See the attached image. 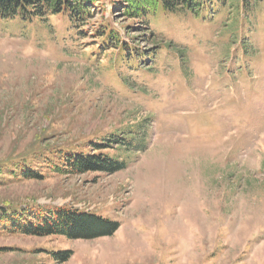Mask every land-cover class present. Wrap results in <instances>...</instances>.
I'll list each match as a JSON object with an SVG mask.
<instances>
[{
    "label": "rangeland",
    "instance_id": "rangeland-1",
    "mask_svg": "<svg viewBox=\"0 0 264 264\" xmlns=\"http://www.w3.org/2000/svg\"><path fill=\"white\" fill-rule=\"evenodd\" d=\"M204 1L196 15L98 0L85 24L0 18V208L119 223L91 239L0 230V264H264V0ZM140 126L142 151L84 147ZM68 147L127 164L59 173Z\"/></svg>",
    "mask_w": 264,
    "mask_h": 264
},
{
    "label": "trees",
    "instance_id": "trees-1",
    "mask_svg": "<svg viewBox=\"0 0 264 264\" xmlns=\"http://www.w3.org/2000/svg\"><path fill=\"white\" fill-rule=\"evenodd\" d=\"M98 0H0V18L32 20L44 18L62 12L68 13L71 24H85L84 20L91 14V7ZM125 3V14L141 19L154 14L158 9L169 12H190L194 15L201 10L204 0H121ZM109 39L117 48L122 44L112 30L99 34ZM120 133L117 130L99 142H90L92 150L116 146H124L126 150L142 151L146 147V136L149 129ZM58 163L51 161L59 173L81 174L88 171H104L108 173L122 170L127 161L106 154H94L84 148H62L58 151ZM49 161L52 159H48ZM60 161V163H59ZM18 174L23 178L40 179L41 175L32 171L27 165L19 167ZM119 223L105 219L99 215L65 207L26 206L25 209L9 210L0 208V230L17 232L32 236H64L69 239H91L112 235ZM67 257H62L65 261Z\"/></svg>",
    "mask_w": 264,
    "mask_h": 264
}]
</instances>
